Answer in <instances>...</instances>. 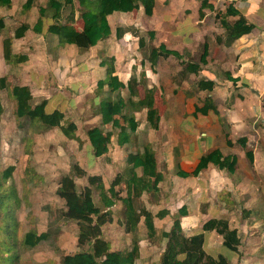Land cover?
<instances>
[{
  "label": "crops",
  "instance_id": "crops-1",
  "mask_svg": "<svg viewBox=\"0 0 264 264\" xmlns=\"http://www.w3.org/2000/svg\"><path fill=\"white\" fill-rule=\"evenodd\" d=\"M18 2H21L19 7L22 11L33 14L35 5L25 9L26 0H12L9 8L0 5V17L4 18L6 27L12 11L19 8L16 6ZM154 2L151 16L145 13L141 3L132 11H114L108 15L109 37L84 49L76 44L63 43L57 35L48 32L49 25L53 23V13L47 10L42 33L32 29L34 24L31 26L30 22H25L31 28L22 38H16L24 39L33 33L41 43L43 39L42 55L35 49L32 54L23 52L28 56L26 61H5L0 64V71L3 66L10 65L8 76H4L13 79L15 73L19 82L14 86L29 87L34 101L47 99V113L54 98L61 109L58 110L66 114L67 119H71L67 111L72 114L71 121L78 127L77 139L80 137L92 153L88 131L102 126L101 102L121 97L130 103L144 98L146 86L155 88L159 128L149 127L146 108L137 109L132 104L125 112L139 125L135 132H130L127 143L121 145L118 142L120 129L108 124L104 132L112 133V141L106 154L97 157L93 153L86 167L80 157L81 150L78 154L65 150L64 158L81 159L75 165L87 176H100L105 189H109L115 178L121 175L122 182L116 190L124 198L128 188L131 189L128 184L133 175L137 179L144 175L142 167L133 168L127 162L128 156L142 153L150 144L162 179L156 189L145 190L135 197L136 207L140 200L145 210L154 215L155 222L167 221L168 228L164 231L172 228L179 211L186 207L188 213L180 220L188 236L202 232L204 224L211 219L226 220L230 229L237 230L240 239L237 251L221 247L224 238L216 231H205L206 251L214 256L225 253L231 264H264V0ZM73 4L70 5V15L73 19L80 18L81 25L75 27L81 31L85 25L82 14L87 7L80 0H74ZM228 6L238 10L239 14L226 15ZM241 16L253 24L254 29L231 40L221 19L226 18L233 24ZM3 38L2 33V43ZM162 45L179 52L180 56L161 53L157 62H151L152 50H160ZM202 57H205L204 62ZM188 64H197L199 71H185L184 66ZM111 67L114 68L112 74L108 72ZM113 76L126 87L111 91ZM133 76L140 82L137 95L131 94L128 88ZM201 79L212 80L214 89H199L198 81ZM99 82L104 83L100 89ZM207 105L213 108L204 112ZM129 118L125 121L127 128L130 127ZM80 122L83 128L88 127L82 135L79 133L82 130ZM227 140L231 143L228 144ZM69 141L71 147H76L78 140ZM214 150L230 156L235 170L229 172L210 163L194 175L201 158ZM98 202L102 204L101 200ZM98 202L95 203L99 205ZM239 202H243L247 210L235 225L233 214L241 207ZM120 204L122 201L118 200L114 206L119 207ZM114 206L104 207L102 211L112 210ZM161 210L169 211L163 219L156 216ZM249 229L256 230L252 236L247 235ZM102 231L105 239L104 226ZM145 241H141V248ZM215 243L218 246L213 249Z\"/></svg>",
  "mask_w": 264,
  "mask_h": 264
},
{
  "label": "trees",
  "instance_id": "trees-1",
  "mask_svg": "<svg viewBox=\"0 0 264 264\" xmlns=\"http://www.w3.org/2000/svg\"><path fill=\"white\" fill-rule=\"evenodd\" d=\"M35 0H26L24 3L25 9H31ZM49 7L52 9L53 23L49 25L48 32L57 35L61 42L68 44H76L81 48H89L98 43L99 40L109 37L111 28L107 20L108 15L114 11H132L139 7V3L143 4L145 13L148 16L153 14L154 0H80L81 4L87 7V10L83 12L82 18L84 20V28L78 31L73 24V17L67 18L66 23H62L63 8L68 5H74V0H48ZM0 5L5 7L12 6V0H0ZM47 7L40 6V16L32 29L37 33L43 32L44 16L47 14ZM239 14V11L228 6L226 15ZM222 25L226 28L228 37L231 40L240 38L242 35L251 32L254 29V25L249 23L244 16H241L235 23L231 24L226 18L221 19ZM6 24L3 17H0V33L5 29ZM31 26L27 23H22L14 31V38H22L26 31ZM153 35V34H150ZM12 37H7L3 41L4 45V57L7 62L21 63L28 59L25 54H15L12 49ZM141 43V40H140ZM162 54L174 55L179 57L180 54L177 51L166 49L165 46H161L160 50L153 49L150 54V61L157 62L158 57ZM205 57H202L204 62ZM197 64H188L184 66V70L187 72L197 73L199 71ZM109 73H114V68L108 69ZM144 74H142V77ZM141 82H144L141 79ZM103 82H99V89L102 88ZM140 82L136 76L128 83V88L131 94L137 95V87ZM145 84V83H144ZM214 82L212 80L201 79L198 81V88L203 90H213ZM7 77H0V88H7ZM125 84L118 80L116 76H113L112 83L110 85L111 91H116L125 88ZM11 95L15 101V115L17 118L29 116L33 121H40L48 127H59L65 136L77 139L76 124L70 121L66 124L63 121L66 117L63 112L54 110L51 113H47L45 107L47 105V99L40 101L35 106L32 105L33 95L26 86H13L11 89ZM210 101V100H209ZM155 88H145V96L142 99L135 101L131 100L130 103L126 102L123 98L118 97L116 100L111 98L105 99L100 104V113L102 115V126H96L88 131V135L93 146V153L99 157L106 154L109 151V144L112 141V133L104 132V127L108 124H112L113 128H119L118 142L124 145L129 140L130 132H135L139 123L134 117L129 118L127 111L128 105H134L137 109H147V121L151 128H159L160 114L155 105ZM213 108L212 105H207L204 112H208V109ZM3 106L0 103V115L2 114ZM129 118L130 127L125 126V121ZM245 140H243L244 142ZM230 144V140H227ZM251 156V155H250ZM127 162L132 165L133 168L142 167L144 169V175L140 179H137L133 175L131 183L128 184L131 189L128 188V194L126 197H121L120 193L116 190V187L121 184V175H118L112 182L109 189H105L104 183L100 176H88V183L82 191H79L77 184L72 175L66 174L63 176L60 186L57 189V194L65 200L66 210L63 211L62 218L67 220H75L80 227L79 244L83 245L87 242H91L89 250H81L73 254L65 255L63 264H143L138 263L140 258L141 245L139 240L133 241V247L131 250H114L111 247V243L103 239L102 225H104L109 218L111 210L102 209L110 208L115 205L116 201L121 200L124 203V217L125 228L128 233H135L138 230V224L141 219V215L145 217V224L148 230V237L152 239L157 235V229L154 225V215L145 210H138L135 205V197L141 195L145 190L152 191L158 187L162 179V175L157 170L156 154L152 146L146 145L142 153L129 154ZM210 163L218 165L221 169H227L229 172L235 170L234 162L230 161V156H224L220 150H214L209 154L204 155L197 168L193 172L194 175H198L200 171L205 169ZM74 170L78 176L86 175V172L79 166L74 165ZM14 169L10 166L5 169L4 177H0V216L2 211L4 212L9 207V200L18 197L14 188L6 186V178L11 174ZM31 176V175H29ZM91 186H95L99 191V198L102 201V205L99 206L95 203L93 198V190ZM12 188V190H11ZM11 205V204H10ZM186 207L181 208L179 215L174 219L172 228L169 231H162V240H166L165 248L161 255L160 264H231L230 259L226 254L219 253L217 256L210 254L204 247L205 243V231H216L222 235L223 246L237 251L240 244V239L236 229H230L228 222L223 219H211L207 221L203 226V231L192 235H186L180 217L187 215ZM169 214L168 210H161L156 216L163 219ZM10 226V225H9ZM51 231H45L41 233H35L32 230L26 232L21 241L24 247L33 248L38 244L47 242L51 239ZM4 249V248H3ZM3 260H9V257H5V253H1ZM0 256V258H1Z\"/></svg>",
  "mask_w": 264,
  "mask_h": 264
},
{
  "label": "rangeland",
  "instance_id": "rangeland-1",
  "mask_svg": "<svg viewBox=\"0 0 264 264\" xmlns=\"http://www.w3.org/2000/svg\"><path fill=\"white\" fill-rule=\"evenodd\" d=\"M20 5L21 2L16 3L17 7ZM33 5H35L34 10L32 9L33 11H31L35 14V17L32 16L33 14L30 15V11H22V8L19 7L15 12L12 11V17L7 20L8 27L0 33V37L3 33L4 38L2 41L7 37L13 38L12 49L14 48L17 51H13V53L32 54L31 51L34 49L39 51L40 54L42 53L44 40L42 39L41 43V39H37L33 33L28 34L24 39L17 40L14 38V30L22 23L30 22L32 26L37 22L36 20L40 16L37 10L40 6H46L49 11H52L48 0H35ZM70 10V5L63 8L62 23L67 22V18L71 13ZM73 24L78 28L81 25L80 18L77 20L76 17ZM46 42L49 43L48 40ZM40 54L38 58H40ZM5 61L4 45L0 42V64H4ZM9 68L10 65L3 66L0 71L2 72L0 77L8 76ZM12 77L14 78H7V88H0V103L3 106V111L0 115V177H4L6 168L14 167L9 177L6 178V186L14 188L18 197L12 200L8 199L10 208H7L4 212L2 211L0 216L1 253H5V257L10 256L9 260L5 261L0 255V264H63L65 255L81 250L87 251L92 243L79 244L80 227L78 222L75 220L65 221L62 218L63 211L66 210V204L65 200L57 194V189L66 174L74 177L79 191H82L88 185L87 173L84 176H78L73 167L78 161L81 162V159L86 167L90 162V157L93 155L92 149L90 147L87 148L80 137L74 139L78 140L76 147H71L69 139L72 138L65 136L59 127H48L40 121H33L29 116L17 118L15 115L16 105L10 89L19 80L15 73H13ZM41 100V98L35 101L32 100V105L35 106ZM51 100L52 102L47 108L49 113L55 109H60L56 105L54 98ZM67 116L72 119V114L68 111ZM71 119L66 118L63 123L66 124ZM79 124L81 126L82 122ZM84 129L87 131L88 127L83 128L82 125V130L79 132L81 135L84 134ZM65 150L70 153L76 151V154L81 150V159L77 161L64 158ZM91 188L93 190V198L95 202H98L100 200L99 191L95 186H91ZM98 204L102 205L99 202ZM136 204V208L139 211L145 209L140 200ZM239 204L241 207L236 214H233L235 215V218L233 217L235 225H238L237 222H240L239 218L244 217L247 210L244 208L243 202H239ZM124 210L123 202L119 207L114 206L112 208L111 213L108 215V221L103 225L106 235L105 239L107 238L112 244L114 243L111 246L112 249L122 251L131 250L135 239L139 240V244L145 239L147 243L145 241L143 247H140L141 252L140 258L137 260L138 263L160 264L161 255L166 245V240H162L161 233L168 228L167 221L163 223L155 222L153 217L154 224L158 227L157 235L149 239L144 215H141L137 232L128 233L126 231ZM29 230L35 233L50 230L52 237L49 241L38 244L33 248H26L22 244L21 237ZM248 231L247 235L252 236L256 230L249 229ZM241 236L244 237V233ZM216 246H218L217 243L212 245V248L215 249ZM220 246L223 247V245ZM215 251L217 252L218 250L216 249Z\"/></svg>",
  "mask_w": 264,
  "mask_h": 264
}]
</instances>
